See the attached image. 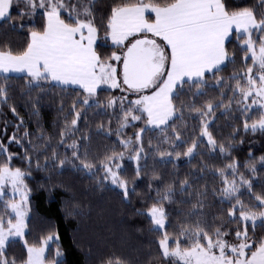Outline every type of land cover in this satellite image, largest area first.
I'll list each match as a JSON object with an SVG mask.
<instances>
[{"label": "snow or ice", "instance_id": "snow-or-ice-1", "mask_svg": "<svg viewBox=\"0 0 264 264\" xmlns=\"http://www.w3.org/2000/svg\"><path fill=\"white\" fill-rule=\"evenodd\" d=\"M58 188L135 218L93 264H264V0H0V264H67Z\"/></svg>", "mask_w": 264, "mask_h": 264}, {"label": "trees", "instance_id": "trees-1", "mask_svg": "<svg viewBox=\"0 0 264 264\" xmlns=\"http://www.w3.org/2000/svg\"><path fill=\"white\" fill-rule=\"evenodd\" d=\"M22 114L31 128L34 129L36 120H39L50 130L53 118L51 111L43 110L40 117H31L25 111ZM73 196L80 198L79 192L59 188L51 191L37 190L32 195L33 236L41 229L51 227L57 230L62 250L67 254V264H93L95 256L109 249L113 243H136L137 233L133 227L135 218L118 201L107 200L103 211L97 208L90 219L81 222L72 214Z\"/></svg>", "mask_w": 264, "mask_h": 264}]
</instances>
